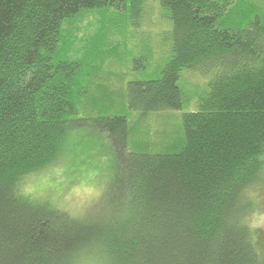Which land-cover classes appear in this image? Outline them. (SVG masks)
I'll return each instance as SVG.
<instances>
[{
    "label": "trees",
    "instance_id": "obj_1",
    "mask_svg": "<svg viewBox=\"0 0 264 264\" xmlns=\"http://www.w3.org/2000/svg\"><path fill=\"white\" fill-rule=\"evenodd\" d=\"M157 1L166 61L117 98L88 65L97 43L75 51L79 18L94 11L121 30L143 0H0V264H264L251 223L264 185V0ZM166 111H185L176 132L132 147L130 113L142 126ZM85 126L121 158L75 215L24 186Z\"/></svg>",
    "mask_w": 264,
    "mask_h": 264
},
{
    "label": "rangeland",
    "instance_id": "obj_2",
    "mask_svg": "<svg viewBox=\"0 0 264 264\" xmlns=\"http://www.w3.org/2000/svg\"><path fill=\"white\" fill-rule=\"evenodd\" d=\"M143 1L142 17L139 19L134 17V24L119 22L121 30L107 29V25L102 24V17L99 18L94 11L79 18L77 34L79 40L75 51L79 53L82 47L86 46L83 42L97 43L96 48L87 47L88 65L97 72L96 79L105 81L97 85L106 87L110 92H119L117 98L125 94L127 82L144 77H155L168 56L171 22L163 18L157 0ZM233 2L238 7L242 4L239 0ZM80 58H84V54ZM144 63L148 64L147 69L141 71ZM189 79L198 84L204 83L203 77L196 79L189 77ZM115 104L113 107L116 106ZM184 112L166 111L163 112L164 115L162 112L148 113L140 123L142 126L138 124V114L131 112L130 123L134 124L138 133L130 139L132 147L135 142L137 145L143 143L141 133L144 134L145 139L152 138L147 143V146L152 148L160 141L159 133L162 130L165 129L168 133L176 132L174 130L177 129L179 121L181 124ZM143 127L148 132L143 131ZM66 148L67 151L58 164L49 167L40 175L29 178L25 182L24 189L33 196L49 193L57 205L72 214L81 215L96 199H99L103 190L105 192L111 187L113 177L118 174L115 171L116 160L121 156L115 150L112 151L105 134L91 126L72 131ZM251 198L256 205V209L253 210L252 228L262 230L264 229V185L253 191Z\"/></svg>",
    "mask_w": 264,
    "mask_h": 264
}]
</instances>
